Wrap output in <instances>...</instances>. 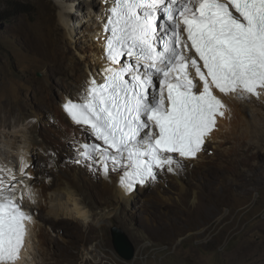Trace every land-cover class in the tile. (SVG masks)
Here are the masks:
<instances>
[{"label": "snow or ice", "instance_id": "snow-or-ice-1", "mask_svg": "<svg viewBox=\"0 0 264 264\" xmlns=\"http://www.w3.org/2000/svg\"><path fill=\"white\" fill-rule=\"evenodd\" d=\"M102 80L62 107L92 142L69 138L73 163L118 173L127 193L179 175L207 150L227 105L264 94V0H102ZM27 167L21 164L23 174ZM2 171V170H0ZM0 177V264H16L33 221L16 175Z\"/></svg>", "mask_w": 264, "mask_h": 264}, {"label": "rangeland", "instance_id": "rangeland-1", "mask_svg": "<svg viewBox=\"0 0 264 264\" xmlns=\"http://www.w3.org/2000/svg\"><path fill=\"white\" fill-rule=\"evenodd\" d=\"M73 1L80 6L75 7L72 23H79L82 15L92 9L91 0ZM97 4L100 6L97 9H102L100 0ZM59 10L57 0H0V109L5 107L9 113L0 111V129L6 135L4 137L0 131V170L2 166L6 170L12 167L16 172L19 170L20 156L16 150L22 144V137H17L16 144L11 147L6 144V137L16 128L30 129L39 139L47 138L50 146L59 152L58 166L52 168L50 177L55 182L59 170L67 171L70 165L75 166L74 156L63 144L47 111L38 108L36 91L50 93L54 103L61 101L73 78L59 69L54 59L56 51L67 47L70 62L76 61L81 66L84 63L79 55L85 51L79 46L82 41L78 38L75 45L63 42L65 30ZM79 36L78 29L76 37ZM88 53L84 52L86 56L83 57L93 64ZM79 73L83 74L84 69ZM37 111L40 113L35 117ZM252 117L261 123L260 127L251 128L247 137L235 139L232 161L223 158L206 167L196 165L195 171L182 178L186 189L196 191L189 201L179 200L180 191L175 180L170 182L172 178L162 176L160 180H169L165 187L156 184L147 192L138 193L134 204L125 208L120 216L103 219H100L104 211L99 205L101 198L92 188L95 182L86 180L85 185H78L77 192L92 202L95 214L92 224L66 221L62 216L51 220L52 207L49 205L32 208L51 239V244L45 247L52 261L55 264H264V139L260 134L264 130V116L253 114ZM30 166L33 175L48 169L39 151L31 154ZM4 170L5 173L0 171V176L2 172L1 177L7 179ZM39 180L47 184L43 176ZM55 186L51 190L39 185L44 189L45 199L48 200ZM160 191L170 197L172 204L157 198ZM144 199L153 203L144 208ZM115 226L133 242L136 250L133 259L126 260L116 251L112 236ZM201 230L204 231L202 235L193 234ZM92 247L98 252L88 253ZM41 257L39 253L37 260Z\"/></svg>", "mask_w": 264, "mask_h": 264}, {"label": "bare ground", "instance_id": "bare-ground-1", "mask_svg": "<svg viewBox=\"0 0 264 264\" xmlns=\"http://www.w3.org/2000/svg\"><path fill=\"white\" fill-rule=\"evenodd\" d=\"M57 1L60 5V22L65 30L63 42H65V44L70 43L71 45H75L74 43H76L77 41L76 38L82 41V45L80 44L79 46L85 48V51H83V53L80 52L79 57L80 60L84 63V66L79 65L78 63H76V61L73 60V62H70V56L67 47L57 50L54 59L57 60L56 63L58 64L59 69L61 70V72L72 76L73 81H70L67 89H65V94L62 97V100L55 103L51 100L50 93L45 95L43 90L38 89L36 91V94H38V100L36 101V104L39 109L47 111L50 120L55 123L58 129L59 135L64 142L63 144H65V147H69L68 149L70 151V155L75 156L73 146L69 139L71 137V134L75 132L77 138L81 142L86 141L88 135L90 136V134L84 133L83 135H81V129L71 122L62 105L69 97L76 99L80 95L81 89L84 86L85 82L89 80L90 75L95 76L97 80H100L101 78H98L100 77V75H102L100 73V69L107 66L106 60L103 59L105 45H103V41L101 39L103 36V24L106 21L104 11L105 5L103 4L102 9L99 10L97 9L100 8V6H98L97 4L98 0H91L90 4L92 9L88 11L87 14L82 15V19L80 20V22L79 20L77 21L80 23L79 24L72 23V14L75 13V7L80 6V4L76 5L75 1L73 0ZM100 1L102 2V0ZM78 29L80 30V36L76 37V30ZM88 51V55H90V59L92 61L91 63L93 64H90V62L86 61L83 57L85 55L84 52ZM82 69H84V73L80 74L79 72H81ZM221 97L227 105V110L225 116L223 118H220V124L217 130H215L211 134L209 142L206 145L207 150L200 153L196 159L186 161V167L181 174H167L166 176H163L165 178H172L170 182H173V180H175V183L179 186V200L185 199L189 201L191 194L196 193V191H189L188 189H186L182 181V178L184 176L196 170V165H204L206 167L207 164L213 163L216 160L223 158H225L229 162L232 159H230L231 154H233L235 150V139H238L241 136L249 135L250 131L252 130L251 128L255 127V129H259L260 127L261 123L257 122L252 117V115L261 114L262 117L264 116V94L261 95L259 101L256 97H249L248 99L244 100L239 99L234 95H222ZM0 111L1 113L9 114L7 113L8 111L7 109H5V107H2ZM39 113L40 112L37 111V113H35V117ZM255 129L254 132H256ZM0 131L5 137L6 135L4 134V132H2L1 129ZM260 134H262V137L264 139V130H261ZM17 137H22V144L19 145V148L17 150L15 149L16 151H18L16 153L17 156L18 154L20 156V163H18L20 164L19 170L16 172L13 167L10 168L16 175V181H14V184L17 188V195H19L20 190L24 189L25 186L30 188L34 193V196L32 198L34 200V203L30 202L26 197L23 203L26 204L24 205L25 208H27L29 212L33 214L34 212H32V208H44L45 206L49 205L52 207V211L49 210L51 212L49 219L51 220H56L57 217L62 216V219L66 221L78 220L83 223L92 224L91 222H93V219L95 217L93 209L91 208L92 202L86 197H82V195L77 192V186L82 184L85 185L88 182H86V180H93V182H95V184H92V188L97 191L98 196L101 198L99 205L102 206L100 208L104 211H101L102 213H100V219L109 218L112 216H120L125 208H130V206L134 204V201L137 200L138 193L147 192L149 188L156 187V184H159L160 187H165L166 182L169 181L168 179H158V181L155 183H150L146 186H138L134 192L127 193L125 189L119 184L118 173L110 172L106 177L101 170H97L95 167L90 169L89 167H86L84 164H82L84 167L82 169L79 164L74 163L75 166L70 165V167L67 168V171L59 170L57 173L58 179L55 182L50 177H52V168L54 166H58L59 163L58 157L60 156L57 148L55 149L51 147L47 138L39 139L32 130L23 128H16L15 130L9 132V135L6 137L8 141L5 139L7 141L6 144H9L10 147L13 146L12 144H16L17 142ZM210 148H212V150ZM12 150L10 149V151ZM35 151H39L46 160L48 169H42V175L37 173L33 175V169H31V166L33 164L30 166L31 154H35ZM13 152L15 151L13 150ZM209 153L213 154L211 155ZM5 162L6 161H4V164ZM22 163L27 165V167L24 169L23 174L20 172ZM2 168L5 169L4 171L6 172L9 170H6V168H4L3 166ZM33 168L35 167L33 166ZM45 174L47 175V178L49 177V179L44 177ZM42 176L43 181H45L47 184H50V186L40 183L39 178ZM4 179H6V177H4ZM49 181H51V183ZM162 182H164V184H162ZM56 184L57 186H55ZM39 185L42 188H50L51 190L52 187H56L54 192H52V194L49 193L50 195L47 196L49 201L44 198V189H42L41 187L39 188ZM157 198H160L163 203H171L169 201L170 197L168 198L165 194H162L161 191L158 194ZM142 203L143 207L147 208V205L152 204L153 202L149 199H144ZM199 223L201 226H203L202 222ZM29 226L30 229L27 238L28 244L26 250L24 251V257L16 264H55V262H53L50 258L49 252L45 247L46 245L51 244V239L48 237L47 233L44 232L42 222L37 214L36 216H34L33 214V221ZM203 232L204 231L201 230L193 234L202 235ZM92 251H97V249H94L92 247L88 250V253ZM39 253L42 254V257L40 260H37Z\"/></svg>", "mask_w": 264, "mask_h": 264}, {"label": "water", "instance_id": "water-1", "mask_svg": "<svg viewBox=\"0 0 264 264\" xmlns=\"http://www.w3.org/2000/svg\"><path fill=\"white\" fill-rule=\"evenodd\" d=\"M113 243L118 254L126 260L135 257L136 250L129 236L116 226L112 228Z\"/></svg>", "mask_w": 264, "mask_h": 264}, {"label": "clouds", "instance_id": "clouds-1", "mask_svg": "<svg viewBox=\"0 0 264 264\" xmlns=\"http://www.w3.org/2000/svg\"><path fill=\"white\" fill-rule=\"evenodd\" d=\"M105 22H106V21H105ZM104 24H105V23H104ZM104 24H103V25H104ZM104 33H105V30H104V26H103V29H102V34H103V36H102V38H101L102 41H103V45H105V41H104V36H105V35H104ZM105 46H106V45H105ZM104 50H105V49H104ZM104 53H105V51H104ZM103 56H104V54H103ZM98 78H101L100 80H97L98 82H100V81L102 80V75H100V77H98ZM221 98H222V97H221ZM222 100H223V99H222ZM219 124H220V118H218V126H219ZM87 141H88V142H92L91 137H89ZM201 153H202V152H201ZM199 154H200V153H199ZM199 154H198V155H199ZM23 207H24V210H25V211H28V212H29V210H28L27 208H25L24 204H23ZM32 216H33V214H32ZM29 225H30V224H29ZM29 227H30V226H29ZM29 229H30V228H29ZM27 244H28V242H27ZM26 247H27V245H26ZM25 250H26V248H25ZM23 257H24V253H23V255H22V258H23ZM22 258H21V259H22ZM21 259H19L17 262H19ZM17 262H16V263H17Z\"/></svg>", "mask_w": 264, "mask_h": 264}, {"label": "trees", "instance_id": "trees-1", "mask_svg": "<svg viewBox=\"0 0 264 264\" xmlns=\"http://www.w3.org/2000/svg\"><path fill=\"white\" fill-rule=\"evenodd\" d=\"M13 13V12H12Z\"/></svg>", "mask_w": 264, "mask_h": 264}]
</instances>
